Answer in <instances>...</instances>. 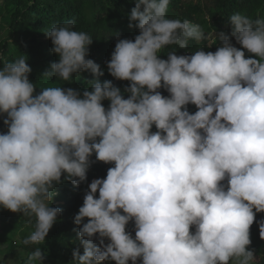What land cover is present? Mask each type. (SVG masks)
Segmentation results:
<instances>
[{
    "label": "clouds",
    "instance_id": "clouds-1",
    "mask_svg": "<svg viewBox=\"0 0 264 264\" xmlns=\"http://www.w3.org/2000/svg\"><path fill=\"white\" fill-rule=\"evenodd\" d=\"M169 3L136 0L131 9L129 28L139 34L119 39L106 64L129 82L123 91L100 82L104 73L87 58L93 39L73 30L74 20L46 32L58 61L43 77L69 81L87 71L94 79L83 92L34 94L27 57L3 60L0 207L34 220L23 245L44 243L62 212L51 206L55 187L62 175L74 187L85 182L95 154L114 166L91 181L74 217V264H256L249 246L254 222L264 240V220L256 221L264 213V19L235 13L230 36L205 34L167 18ZM213 38L221 42L214 53L159 58L166 46ZM43 258L37 247L25 264Z\"/></svg>",
    "mask_w": 264,
    "mask_h": 264
},
{
    "label": "trees",
    "instance_id": "trees-1",
    "mask_svg": "<svg viewBox=\"0 0 264 264\" xmlns=\"http://www.w3.org/2000/svg\"><path fill=\"white\" fill-rule=\"evenodd\" d=\"M195 1L170 0L166 13L167 18L179 19L182 22L187 20L192 24H198L205 34L215 31L229 36L231 28L228 19L235 13L253 20L264 19V0H204L201 3ZM135 3L136 0H0V14L4 9L10 12L7 35L0 41V69L3 67L4 59L13 62L22 54L27 57V64L31 68L29 80L35 83L37 88L34 94H38L46 87H71L83 92L85 88L90 87L88 82L94 79L87 71L77 74L78 77L69 81H63L58 77H43L44 73L50 70V65L58 61V56L51 51L53 45L47 38L46 32L53 25H62L69 20H74L73 30L86 32L93 39L87 58L98 64L104 73L99 77L100 82L111 80L114 86L123 91L128 87L129 82L118 81L111 77L106 64L119 39L134 41L135 36L139 34L135 26L129 28L128 17ZM230 39L233 46L240 48L233 38L230 37ZM220 43L215 42L208 47V40L189 39L184 49H180L177 45L166 46L159 58L166 60L168 53L173 51L178 56L191 55L200 49L214 53ZM245 55L247 58L250 54L246 52ZM159 91L165 97L169 95L163 88ZM124 98H127V94ZM102 103L107 109L109 102L103 101ZM187 108L190 113L196 111L194 105L190 104ZM3 119L4 117L0 116V133L7 131ZM152 131H156L154 126ZM90 159L93 163L85 182L74 187L62 175V182L55 187L56 195L53 200L56 199L61 204L54 207L62 209V212L43 244L25 246L20 243L33 231L34 220L29 223L28 218L17 213L12 221L5 222L4 218L9 211L0 207V230L2 232L0 237L5 233H10L19 238L18 245L13 244L12 241L8 242L10 251H20L19 264H25L28 255L37 247L41 248L44 254L42 264H74L72 252L80 247L77 239L79 227L74 224V217L83 204L84 195L91 181L105 178L108 168L114 166L96 162L95 154ZM261 220H264V213L256 214V221ZM133 228L134 225L131 222L126 226V230L134 237ZM250 239L249 250L256 255V264H264V240L260 238L256 222L250 228ZM93 242H97L95 237ZM107 243L108 241L105 240V244ZM80 254H83L82 248H80ZM137 264H140L139 260Z\"/></svg>",
    "mask_w": 264,
    "mask_h": 264
},
{
    "label": "rangeland",
    "instance_id": "rangeland-1",
    "mask_svg": "<svg viewBox=\"0 0 264 264\" xmlns=\"http://www.w3.org/2000/svg\"><path fill=\"white\" fill-rule=\"evenodd\" d=\"M196 1L200 3L204 2V0H196ZM9 14L10 12H8L6 9H4L3 12L0 14V41L4 39L7 35V30L9 28ZM215 42L218 43L220 42V40L219 39L215 40L214 38L211 40H208V47H210L209 45H212ZM59 204H61V202L54 199L51 205L54 207ZM16 216H17V213L9 212L8 215L4 218V220L5 222H10ZM1 233L2 232L0 230V234ZM9 241H12L13 244L17 243L18 245L20 240L18 237L10 233H5V235L0 237V264H19L20 251L19 250L10 251V249L8 248Z\"/></svg>",
    "mask_w": 264,
    "mask_h": 264
}]
</instances>
